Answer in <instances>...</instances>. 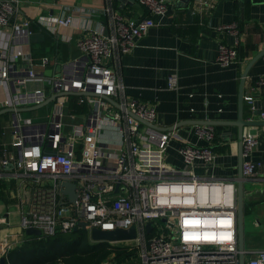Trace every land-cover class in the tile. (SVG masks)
Segmentation results:
<instances>
[{
    "label": "built area",
    "instance_id": "obj_1",
    "mask_svg": "<svg viewBox=\"0 0 264 264\" xmlns=\"http://www.w3.org/2000/svg\"><path fill=\"white\" fill-rule=\"evenodd\" d=\"M139 3L153 16L168 12L167 0ZM105 15L109 35L89 30L90 35L77 39L63 37L75 42L82 52L79 58L66 63L49 56L35 60L32 21L19 0H0V111L15 110L14 152L0 157V165L15 169L22 182L21 229H38L41 238L71 233L80 222L88 223L89 234L93 228L135 227V240L115 244L135 246L142 264H240L237 184L197 174L199 164L216 162L209 145L183 141L179 153L184 166L169 164L165 154L174 133L158 126L153 105L127 93L111 65L130 54L157 22L152 16L129 20L112 7ZM38 23L45 28L54 25L51 30L56 33L57 28L73 29L75 19L67 15ZM219 30L236 32L237 25ZM217 61L223 66L236 63V47L222 44ZM258 83L264 87V76ZM176 86L177 77L172 76L170 87ZM53 96L47 121L17 112ZM246 101L255 113V98L248 96ZM256 117L264 122V108ZM251 131L244 127L242 136L246 178L260 168L253 159L259 138ZM196 133L200 140H215L212 126H197ZM64 182L76 185L75 204L62 192ZM0 225H9L8 218L0 217ZM245 254L250 256L246 264H264V250Z\"/></svg>",
    "mask_w": 264,
    "mask_h": 264
},
{
    "label": "crops",
    "instance_id": "obj_2",
    "mask_svg": "<svg viewBox=\"0 0 264 264\" xmlns=\"http://www.w3.org/2000/svg\"><path fill=\"white\" fill-rule=\"evenodd\" d=\"M168 12L163 16L150 15L139 0H19L25 17L33 25L31 51L35 60L49 56L54 61L66 63L82 55L74 39L93 32L111 33L105 11L112 7L129 20L152 16L157 22L149 33L140 39L133 51L115 64L127 93L157 110L158 126L173 132L165 154L166 161L183 167L179 153L183 141L192 145H209L217 159L214 165L199 164L198 175L225 178L238 184L241 150L240 116L248 121L257 120L246 97L252 96L264 108V87L258 81L264 76V0H167ZM206 1L207 4H203ZM72 15L73 29L45 28L39 20L53 22ZM237 25V31L219 30V27ZM91 30V31H89ZM236 47L238 61L223 66L218 61L220 46ZM256 59V60H255ZM251 66L243 88L244 105L241 109L243 75ZM177 77V86L170 87V78ZM49 103L46 112L33 117L34 121H47L52 112ZM13 112L0 116V157L14 152L11 144ZM197 126H212L215 140H200ZM257 130L259 145L253 159L260 163L258 174L244 178L245 189V248L249 253L264 250V126ZM2 151V152H1ZM244 159V158H243ZM15 169L0 165V217L8 218L9 225H0V264L8 250L19 246L28 238L21 229L20 190L22 182ZM250 226V227H247ZM123 245V244H122ZM6 250V252H5ZM113 253L102 264H114ZM6 264V261H5ZM123 264H142L139 252Z\"/></svg>",
    "mask_w": 264,
    "mask_h": 264
},
{
    "label": "trees",
    "instance_id": "obj_3",
    "mask_svg": "<svg viewBox=\"0 0 264 264\" xmlns=\"http://www.w3.org/2000/svg\"><path fill=\"white\" fill-rule=\"evenodd\" d=\"M3 183L1 181L0 187ZM137 252L138 249L133 245L94 243L88 231L79 229L50 237L28 238L8 250L5 261L6 264H102L115 253L117 262L114 264H123L136 256Z\"/></svg>",
    "mask_w": 264,
    "mask_h": 264
},
{
    "label": "water",
    "instance_id": "obj_4",
    "mask_svg": "<svg viewBox=\"0 0 264 264\" xmlns=\"http://www.w3.org/2000/svg\"><path fill=\"white\" fill-rule=\"evenodd\" d=\"M256 60V59H255ZM254 61H252L247 68L246 72L243 75L242 79V89H241V109H243L244 105V97H243V88L245 85L246 77L248 76L249 70L251 66L254 64ZM48 75L51 74V71H47ZM68 95H73L69 93ZM55 99V96L51 97L46 103L34 106V107H27V108H20L17 110L19 113H25V112H33L38 109H41L51 103ZM110 100L111 103L115 104L117 106V103ZM118 107V106H117ZM256 115H259L262 110L263 106L261 102H256ZM14 109H4L0 111V116L7 114L9 112H14ZM238 126L240 128V136H241V150H240V157H239V181L237 184V192H238V239H239V248L242 252L240 257V264H246V254H245V218H246V210H245V189H244V174H243V143H242V136H243V130L244 127L250 126V127H257V126H264V122L262 121H246L243 119L242 116H240ZM253 135L257 134V130L253 129L251 131ZM62 192L68 196L71 203L75 204L77 200V193H76V185L71 182H64L62 184ZM81 227V228H79ZM79 227H77L74 231H78L79 229H83L85 231L88 230V223L86 222H80ZM147 229H150V225L147 226ZM26 233L28 235H33L36 237H40L42 235V232L38 229L30 228L26 230ZM137 238V230L135 227H132L131 229L125 230V229H117V230H101L98 228H93L90 232V239L94 243L99 242H108L111 244L115 243H124L127 241H133ZM1 264H5V259L1 260Z\"/></svg>",
    "mask_w": 264,
    "mask_h": 264
},
{
    "label": "rangeland",
    "instance_id": "obj_5",
    "mask_svg": "<svg viewBox=\"0 0 264 264\" xmlns=\"http://www.w3.org/2000/svg\"><path fill=\"white\" fill-rule=\"evenodd\" d=\"M48 109H49V108L46 107V108L41 109V110H39V111H41V112H46ZM38 113H39V112H37V113H34V112H25V113H23V115H24V116L33 117L34 115H36V114H38ZM247 227H250V226L247 225ZM89 235H90V234H89ZM129 245H132V244H129ZM249 257H250V256L247 255V256H246V260H248Z\"/></svg>",
    "mask_w": 264,
    "mask_h": 264
}]
</instances>
